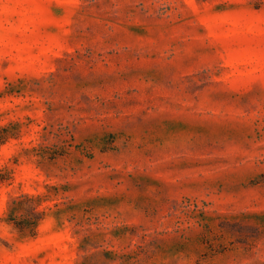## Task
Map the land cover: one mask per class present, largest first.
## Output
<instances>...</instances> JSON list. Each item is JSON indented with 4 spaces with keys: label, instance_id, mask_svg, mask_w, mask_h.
<instances>
[{
    "label": "rangeland",
    "instance_id": "obj_1",
    "mask_svg": "<svg viewBox=\"0 0 264 264\" xmlns=\"http://www.w3.org/2000/svg\"><path fill=\"white\" fill-rule=\"evenodd\" d=\"M0 264H264V0H0Z\"/></svg>",
    "mask_w": 264,
    "mask_h": 264
}]
</instances>
